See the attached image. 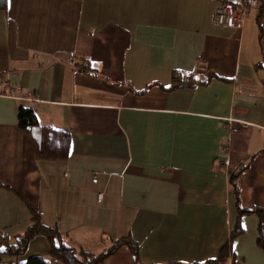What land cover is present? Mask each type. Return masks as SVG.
Masks as SVG:
<instances>
[{
  "label": "crops",
  "instance_id": "0c3cea01",
  "mask_svg": "<svg viewBox=\"0 0 264 264\" xmlns=\"http://www.w3.org/2000/svg\"><path fill=\"white\" fill-rule=\"evenodd\" d=\"M220 3L7 0L0 232L8 244L36 214L76 250L99 254L130 237L137 264H202L228 240L216 264H264L259 217L241 212L264 210V11L258 18L252 7L234 29L213 21ZM174 74L197 83L170 88ZM19 106L69 134L65 160L37 158L17 125ZM48 254L36 236L4 261ZM134 261L121 246L98 264Z\"/></svg>",
  "mask_w": 264,
  "mask_h": 264
},
{
  "label": "trees",
  "instance_id": "16d2710c",
  "mask_svg": "<svg viewBox=\"0 0 264 264\" xmlns=\"http://www.w3.org/2000/svg\"><path fill=\"white\" fill-rule=\"evenodd\" d=\"M7 7V0H0V11H4ZM254 7L260 18L264 11V0H253ZM261 37L264 38V23L259 22ZM197 82H191L187 79L182 80L180 75H173V84L170 88L183 87L193 85ZM17 125L20 130L31 137L36 144V156L38 159L45 160H65L69 153L70 137L67 132L55 131L49 127L39 126L36 120L34 110L28 106H19L17 114ZM233 184V183H232ZM234 186V191L237 190ZM243 213L254 212L259 217L258 224V245L264 250V210L261 208H249L241 210ZM36 236H43L48 241L49 259L45 261L43 257L32 256L24 262L4 261L5 258L23 256L26 251L27 244ZM233 236V233L232 235ZM121 246H127L134 258L137 260V247L130 237H122L115 239L113 244L99 254H93L83 250H76L67 244L55 228L44 226L36 214L32 215L31 223L26 230L18 235L14 244H8L4 233L0 232V264H98L104 258L113 254ZM230 242L221 248L218 256L202 264H216L223 259L229 250ZM178 264V263H177Z\"/></svg>",
  "mask_w": 264,
  "mask_h": 264
},
{
  "label": "built area",
  "instance_id": "2783aa9c",
  "mask_svg": "<svg viewBox=\"0 0 264 264\" xmlns=\"http://www.w3.org/2000/svg\"><path fill=\"white\" fill-rule=\"evenodd\" d=\"M221 3L215 7L212 19L217 25L226 26L234 29L241 28L243 21L252 15L253 0H220ZM70 65H74L71 57L67 58ZM26 100H33V97L27 95ZM226 148H222L224 152ZM102 195L98 194V201L101 200Z\"/></svg>",
  "mask_w": 264,
  "mask_h": 264
},
{
  "label": "rangeland",
  "instance_id": "374dc122",
  "mask_svg": "<svg viewBox=\"0 0 264 264\" xmlns=\"http://www.w3.org/2000/svg\"><path fill=\"white\" fill-rule=\"evenodd\" d=\"M253 15H255L254 11H253Z\"/></svg>",
  "mask_w": 264,
  "mask_h": 264
},
{
  "label": "water",
  "instance_id": "95a60500",
  "mask_svg": "<svg viewBox=\"0 0 264 264\" xmlns=\"http://www.w3.org/2000/svg\"><path fill=\"white\" fill-rule=\"evenodd\" d=\"M48 262V261H47Z\"/></svg>",
  "mask_w": 264,
  "mask_h": 264
}]
</instances>
